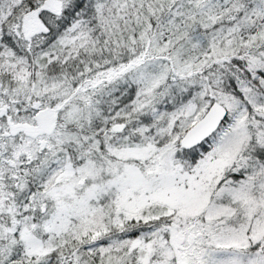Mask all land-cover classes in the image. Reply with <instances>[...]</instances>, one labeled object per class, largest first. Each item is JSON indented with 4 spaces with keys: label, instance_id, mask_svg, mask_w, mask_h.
I'll list each match as a JSON object with an SVG mask.
<instances>
[{
    "label": "snow or ice",
    "instance_id": "obj_1",
    "mask_svg": "<svg viewBox=\"0 0 264 264\" xmlns=\"http://www.w3.org/2000/svg\"><path fill=\"white\" fill-rule=\"evenodd\" d=\"M0 264H264V0H0Z\"/></svg>",
    "mask_w": 264,
    "mask_h": 264
}]
</instances>
